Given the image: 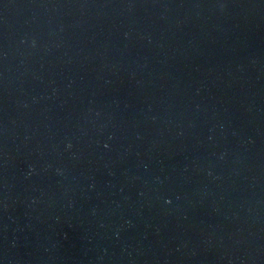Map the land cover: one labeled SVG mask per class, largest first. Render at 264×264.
<instances>
[{"label": "water", "instance_id": "95a60500", "mask_svg": "<svg viewBox=\"0 0 264 264\" xmlns=\"http://www.w3.org/2000/svg\"><path fill=\"white\" fill-rule=\"evenodd\" d=\"M0 264H264V0H0Z\"/></svg>", "mask_w": 264, "mask_h": 264}]
</instances>
